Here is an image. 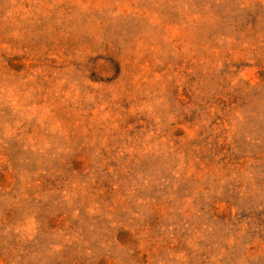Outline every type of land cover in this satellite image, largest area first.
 I'll list each match as a JSON object with an SVG mask.
<instances>
[{"label": "rangeland", "instance_id": "1", "mask_svg": "<svg viewBox=\"0 0 264 264\" xmlns=\"http://www.w3.org/2000/svg\"><path fill=\"white\" fill-rule=\"evenodd\" d=\"M0 264H264V0H0Z\"/></svg>", "mask_w": 264, "mask_h": 264}]
</instances>
